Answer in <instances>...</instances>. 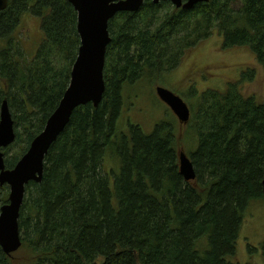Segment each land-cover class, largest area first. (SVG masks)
I'll use <instances>...</instances> for the list:
<instances>
[{
    "label": "trees",
    "instance_id": "trees-1",
    "mask_svg": "<svg viewBox=\"0 0 264 264\" xmlns=\"http://www.w3.org/2000/svg\"><path fill=\"white\" fill-rule=\"evenodd\" d=\"M151 1L110 20L101 102L73 111L42 180L25 186L18 226L28 264H226L245 211L260 200L264 104L243 96L242 80L188 105L191 182L178 174L175 116L146 133L122 112L129 87L172 71L215 31L223 49H249L264 68V0H208L190 10ZM26 16L43 34L33 57L19 36ZM79 45L66 0H8L0 12V107L7 102L15 131L4 169H14L57 108ZM0 191L6 204L8 188ZM12 256L0 249V264Z\"/></svg>",
    "mask_w": 264,
    "mask_h": 264
},
{
    "label": "water",
    "instance_id": "water-1",
    "mask_svg": "<svg viewBox=\"0 0 264 264\" xmlns=\"http://www.w3.org/2000/svg\"><path fill=\"white\" fill-rule=\"evenodd\" d=\"M76 13V31L80 40L76 59L72 65L70 82L55 111L47 119L43 130L32 140L29 148L18 160L14 169H4L2 149L15 141L14 123L6 101L0 107V187L6 185L9 195L6 205L0 208V249L10 256L21 247L18 220L25 195V186L42 180L44 159L52 144L69 122L75 109L88 103L97 107L104 93L103 70L106 48L110 43L108 23L116 14L136 12L143 0H66ZM169 1L176 8L190 10L208 0H153ZM185 3H182V2ZM8 0H0V12ZM158 99L176 119L185 124L190 118L189 107L171 91L156 87ZM183 152L178 154L179 175L186 182L196 178L192 161ZM264 196V173L262 179Z\"/></svg>",
    "mask_w": 264,
    "mask_h": 264
},
{
    "label": "rangeland",
    "instance_id": "rangeland-1",
    "mask_svg": "<svg viewBox=\"0 0 264 264\" xmlns=\"http://www.w3.org/2000/svg\"><path fill=\"white\" fill-rule=\"evenodd\" d=\"M232 6L237 9L240 4L233 3ZM19 36L24 52L29 57L35 56L43 41L39 20L26 16L21 22ZM183 56L181 62L172 71L162 74L154 81H139L132 85L133 87H129L128 93L127 90L125 91L123 119L134 123V126L142 127L146 133H150L154 125L160 121L167 119L171 121L170 115H174L158 99L155 93L156 86L171 91L187 106L195 109L194 99H198L203 92H221L229 83L242 80L239 85L243 96L254 97L258 103L264 104V68L256 62L249 49H223L222 38L215 31ZM249 71L253 72L251 80H248L251 73ZM174 118L178 153L183 152L188 156L187 150L190 149L191 143L187 138L188 126L180 123L176 116ZM244 217H246L245 223L238 233L241 240L236 244L235 252L227 259L226 264H264V254H262L264 253V201L252 202ZM246 243L261 248V254L251 253L250 256L246 254L244 250ZM11 261L12 264H28V255L23 250H19L12 256Z\"/></svg>",
    "mask_w": 264,
    "mask_h": 264
},
{
    "label": "flooded vegetation",
    "instance_id": "flooded-vegetation-1",
    "mask_svg": "<svg viewBox=\"0 0 264 264\" xmlns=\"http://www.w3.org/2000/svg\"><path fill=\"white\" fill-rule=\"evenodd\" d=\"M146 1V0H145ZM153 1V0H152ZM151 1V2H152ZM143 2H144V0H143ZM165 2H169V1H165ZM153 4H155L154 2H152ZM160 3V2H159ZM182 3H185L184 1L182 2ZM158 4V3H157ZM172 5V4H171ZM175 7V6H174ZM181 8V7H180ZM80 46V45H79ZM103 79H104V70H103ZM70 82V81H69ZM157 87V86H156ZM156 89V88H155ZM14 143V142H13ZM12 143V144H13ZM11 144V145H12ZM2 152H3V149H2ZM3 156H4V154H3ZM189 159H191V158H189ZM5 166V165H4ZM6 170H8V169H6ZM264 173V172H263ZM262 179H263V175H262ZM261 183H262V181H261ZM2 187H7L6 185H4V186H2ZM2 187H0V188H2ZM8 188V187H7ZM8 195H9V188H8ZM259 199L260 200H263L264 201V196H263V194H262V185H261V190H260V194H259ZM1 198H2V195H1V191H0V208H1V206L2 205H4L5 203H1ZM7 200H8V197H7ZM7 203V202H6ZM6 205V204H5ZM247 211V210H246ZM246 211H245V214H246ZM245 214H244V216H245ZM245 220H246V217H244L243 218V220H242V226L244 225V223H245ZM242 228V227H241ZM241 230V229H240ZM20 232V231H19ZM239 233H240V231H239ZM238 234V233H237ZM20 237H21V234H20ZM240 235L238 234L237 235V239H236V241H235V246H236V244L237 243H239L240 242ZM245 240H248V238H245ZM245 247H244V250H245V253L246 254H251V253H255V255L257 254V255H260L261 254V248H259V247H257L256 245L254 246V245H250L249 243H246V245H244ZM263 248V247H262ZM19 251V250H18ZM17 251V252H18ZM235 252V251H234ZM16 253V252H15ZM14 253V254H15ZM14 254H11L10 256H12V255H14ZM262 254H264V253H262ZM250 256V255H249ZM230 257H228L227 259H229Z\"/></svg>",
    "mask_w": 264,
    "mask_h": 264
}]
</instances>
